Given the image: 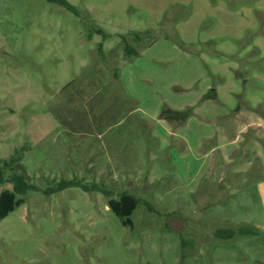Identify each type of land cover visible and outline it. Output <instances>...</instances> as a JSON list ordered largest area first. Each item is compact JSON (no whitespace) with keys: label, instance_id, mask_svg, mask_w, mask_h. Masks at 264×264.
I'll use <instances>...</instances> for the list:
<instances>
[{"label":"rangeland","instance_id":"1","mask_svg":"<svg viewBox=\"0 0 264 264\" xmlns=\"http://www.w3.org/2000/svg\"><path fill=\"white\" fill-rule=\"evenodd\" d=\"M66 1L0 0V164L31 186L0 264H264L258 174L208 186L199 158L224 112L264 107V0ZM124 191L131 224L108 203Z\"/></svg>","mask_w":264,"mask_h":264},{"label":"crops","instance_id":"2","mask_svg":"<svg viewBox=\"0 0 264 264\" xmlns=\"http://www.w3.org/2000/svg\"><path fill=\"white\" fill-rule=\"evenodd\" d=\"M212 93L213 89L206 95ZM163 110L168 119L179 123L189 113L187 109L167 107ZM221 117L220 125L214 124L215 131L200 139V144L205 139L212 140L211 146L203 149L199 156L202 163L208 166L205 184L221 188L229 185L241 189L258 174L252 182L263 208L259 224L264 228V107L257 108L248 103L246 109L227 111ZM184 141L180 144L183 146L185 143L189 148L190 141L187 138Z\"/></svg>","mask_w":264,"mask_h":264},{"label":"trees","instance_id":"3","mask_svg":"<svg viewBox=\"0 0 264 264\" xmlns=\"http://www.w3.org/2000/svg\"><path fill=\"white\" fill-rule=\"evenodd\" d=\"M48 1L60 4L73 12H77L75 8L72 5H70L66 0H48ZM133 38L135 40H139L140 35L138 33H135L133 35ZM123 50L127 56L138 54L137 49L127 42H125ZM21 150H23L22 146L19 149H16L15 152L17 153L18 151ZM20 159H21L20 156L17 157L11 156L7 160H5L2 164H0V182L5 180L4 178L5 171L7 169H10L13 172L15 170L14 167L15 164ZM9 181L13 183L14 189L3 190L0 192V219L5 217L9 212H11L17 205H19L23 201V198L18 194L21 195L24 194L31 187L30 184L25 179L24 175L22 173H18L17 171L13 172V174L10 176ZM73 185H81L80 187H82L85 190L93 188L107 194V191L102 186H97V185L86 186L77 180L65 179V178H62L58 182L56 189L61 190L65 187L73 186ZM139 202H140L139 198H137L135 195L127 191L122 192L118 198H110L108 201L110 209L116 215H118L119 217H125V219L123 220L125 224H131L130 215ZM228 231L229 233L227 237L232 236L235 232L244 233L247 230L245 231L243 227H238L236 229H229Z\"/></svg>","mask_w":264,"mask_h":264}]
</instances>
